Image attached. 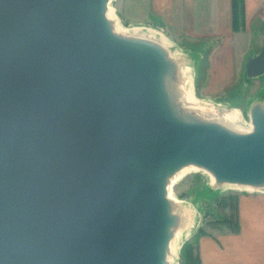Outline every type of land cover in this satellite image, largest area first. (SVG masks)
Wrapping results in <instances>:
<instances>
[{
  "label": "water",
  "instance_id": "obj_1",
  "mask_svg": "<svg viewBox=\"0 0 264 264\" xmlns=\"http://www.w3.org/2000/svg\"><path fill=\"white\" fill-rule=\"evenodd\" d=\"M110 1L0 0V264H166L169 175L264 187V97L248 133L184 113ZM245 70L264 76V47Z\"/></svg>",
  "mask_w": 264,
  "mask_h": 264
},
{
  "label": "rangeland",
  "instance_id": "obj_2",
  "mask_svg": "<svg viewBox=\"0 0 264 264\" xmlns=\"http://www.w3.org/2000/svg\"><path fill=\"white\" fill-rule=\"evenodd\" d=\"M251 1L257 9L255 17L248 15L247 0H243L240 8L244 14L238 25L234 24L233 0H112V15L109 12L108 17L118 18L126 29L144 27L163 34L173 51L187 54L186 57L196 56L195 97L215 104L220 111L238 109L253 130L251 106L264 97V76L247 78L245 64L264 47V0ZM181 82L178 76L173 93L176 101L191 106L192 114L204 116L202 110L187 102ZM210 180L209 171L201 169L187 172L174 186L176 198L197 200L201 211L200 226L180 245L178 264L186 262L182 255L186 242L212 229L231 228L237 219L233 216L239 194L257 191L237 188L215 191Z\"/></svg>",
  "mask_w": 264,
  "mask_h": 264
},
{
  "label": "bare ground",
  "instance_id": "obj_3",
  "mask_svg": "<svg viewBox=\"0 0 264 264\" xmlns=\"http://www.w3.org/2000/svg\"><path fill=\"white\" fill-rule=\"evenodd\" d=\"M111 2L108 3L106 15H112ZM112 30L114 33L129 37L133 39L144 40L150 42L160 49H162L172 66V71L177 74L182 79L183 93L186 92V100L193 107L196 106L197 109L202 110V116H194L196 120L202 119L206 122L216 123L228 130L234 132H251L252 125L249 122H244L242 113L238 109H232L230 111H220L217 106L209 101L202 102L199 101L194 95V74L195 67L197 64V57L192 55L186 57L187 54H179L177 51H173L168 43V39L163 34H158L157 32L144 27H134V28H123L118 18L112 20ZM189 58V62H188ZM180 88V87H179ZM185 97V96H184ZM231 104V103H229ZM180 109L184 113L192 111L191 106L186 104H181ZM235 105V103L233 104ZM231 106V105H230ZM234 107V106H233ZM236 107V106H235ZM185 115V114H184ZM187 120H192L186 116H182ZM197 117V118H196ZM198 165L193 163H188L180 168H178L173 174L169 175L166 183V194L170 201V213L174 217V223L170 227V240L166 251V264H178V251L183 239L187 238L200 226L201 221V211L200 203L197 200H181L173 195V189L176 183L189 171L201 170ZM210 175V185L215 188H220L219 190H224L226 188H237L242 190H257L263 188H256L250 185H238L231 183H224V185H218L215 176L209 172ZM230 184V185H229ZM264 186V185H263ZM218 190V191H219ZM177 204H175V203ZM179 204H184L185 207L182 208ZM196 210V211H195ZM203 220V219H202Z\"/></svg>",
  "mask_w": 264,
  "mask_h": 264
},
{
  "label": "crops",
  "instance_id": "obj_4",
  "mask_svg": "<svg viewBox=\"0 0 264 264\" xmlns=\"http://www.w3.org/2000/svg\"><path fill=\"white\" fill-rule=\"evenodd\" d=\"M253 3L247 0L252 18L257 12ZM236 216L238 231L212 229L200 235L202 264H264V191L240 193Z\"/></svg>",
  "mask_w": 264,
  "mask_h": 264
},
{
  "label": "trees",
  "instance_id": "obj_5",
  "mask_svg": "<svg viewBox=\"0 0 264 264\" xmlns=\"http://www.w3.org/2000/svg\"><path fill=\"white\" fill-rule=\"evenodd\" d=\"M243 0H233V11H234V24L238 25L239 17L241 18L244 14V11L241 9L243 8ZM241 5V8H240ZM241 9V10H239ZM234 212H237V200L236 204H234ZM235 213H234V219H235ZM232 231H238L239 226L237 219L235 223L231 227ZM199 236H196V239L193 241H188L184 244L182 248V255L184 259L186 260L185 264H202L201 258L198 252L199 248ZM196 243V246L194 245Z\"/></svg>",
  "mask_w": 264,
  "mask_h": 264
}]
</instances>
